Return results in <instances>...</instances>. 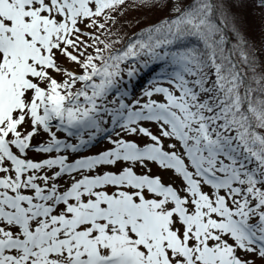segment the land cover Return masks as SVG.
<instances>
[{"label": "snow or ice", "instance_id": "snow-or-ice-1", "mask_svg": "<svg viewBox=\"0 0 264 264\" xmlns=\"http://www.w3.org/2000/svg\"><path fill=\"white\" fill-rule=\"evenodd\" d=\"M0 264H264V0H0Z\"/></svg>", "mask_w": 264, "mask_h": 264}, {"label": "trees", "instance_id": "trees-1", "mask_svg": "<svg viewBox=\"0 0 264 264\" xmlns=\"http://www.w3.org/2000/svg\"><path fill=\"white\" fill-rule=\"evenodd\" d=\"M238 10L243 11V9H238ZM129 16L131 19H135V18L139 17L143 20H148L150 18V15L146 14V12H144V11H132V12H130ZM257 25H258V21H257ZM129 26L131 28V24ZM135 30H138V28H136ZM129 34H130V32H129ZM257 37H258V32H257Z\"/></svg>", "mask_w": 264, "mask_h": 264}]
</instances>
